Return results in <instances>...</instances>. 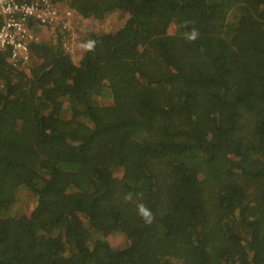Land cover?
Returning a JSON list of instances; mask_svg holds the SVG:
<instances>
[{"label": "trees", "instance_id": "16d2710c", "mask_svg": "<svg viewBox=\"0 0 264 264\" xmlns=\"http://www.w3.org/2000/svg\"><path fill=\"white\" fill-rule=\"evenodd\" d=\"M66 1L128 16L0 57V264H264V0Z\"/></svg>", "mask_w": 264, "mask_h": 264}, {"label": "built area", "instance_id": "2783aa9c", "mask_svg": "<svg viewBox=\"0 0 264 264\" xmlns=\"http://www.w3.org/2000/svg\"><path fill=\"white\" fill-rule=\"evenodd\" d=\"M76 15L73 8L63 6L59 0H0V57L8 53V61L14 66H28L31 44L43 41L39 27L59 30L69 52Z\"/></svg>", "mask_w": 264, "mask_h": 264}, {"label": "rangeland", "instance_id": "374dc122", "mask_svg": "<svg viewBox=\"0 0 264 264\" xmlns=\"http://www.w3.org/2000/svg\"><path fill=\"white\" fill-rule=\"evenodd\" d=\"M59 2H61V4L65 7H70L66 0H59ZM127 16L128 12L119 10L109 12L104 18H94L92 16L84 18L77 14L73 20L74 25L70 31L71 43L69 45L70 50L68 53L71 54L75 61L79 62L85 50L84 45L86 44L91 33L115 31L120 25H122ZM176 30V26L172 24L169 31L174 33ZM38 32L41 35L42 40H46L49 43H55L58 40L60 34L59 30L48 27L38 29ZM121 174V171L117 173V175ZM35 202L36 197L33 195V193L30 190L23 188V190L19 192V196L13 205L12 211L16 215L29 213L34 207ZM0 213L1 215H4V211H1ZM79 217L83 220V225L87 227L86 223L84 222V217ZM106 239L116 251L126 248L129 244V239L126 232L120 228H115L114 231L107 235ZM172 260L175 264L183 263V260L181 259L172 258Z\"/></svg>", "mask_w": 264, "mask_h": 264}, {"label": "clouds", "instance_id": "9594fccd", "mask_svg": "<svg viewBox=\"0 0 264 264\" xmlns=\"http://www.w3.org/2000/svg\"><path fill=\"white\" fill-rule=\"evenodd\" d=\"M197 36V33L195 31L192 32V34L188 37L190 40H195ZM86 48H88L89 50H91L94 46V42L89 41L86 45H84ZM129 199L131 198V196L128 197ZM138 211L139 214L145 218L146 222H151V212L149 209H147L143 204L138 205Z\"/></svg>", "mask_w": 264, "mask_h": 264}, {"label": "crops", "instance_id": "0c3cea01", "mask_svg": "<svg viewBox=\"0 0 264 264\" xmlns=\"http://www.w3.org/2000/svg\"><path fill=\"white\" fill-rule=\"evenodd\" d=\"M38 29H42L41 27H39Z\"/></svg>", "mask_w": 264, "mask_h": 264}]
</instances>
